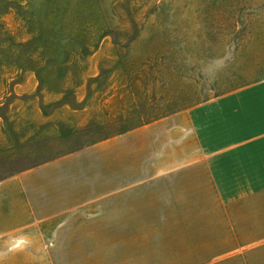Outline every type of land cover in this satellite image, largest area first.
Instances as JSON below:
<instances>
[{"label": "rangeland", "instance_id": "1", "mask_svg": "<svg viewBox=\"0 0 264 264\" xmlns=\"http://www.w3.org/2000/svg\"><path fill=\"white\" fill-rule=\"evenodd\" d=\"M55 157L0 264H264V0H0V181Z\"/></svg>", "mask_w": 264, "mask_h": 264}, {"label": "crops", "instance_id": "2", "mask_svg": "<svg viewBox=\"0 0 264 264\" xmlns=\"http://www.w3.org/2000/svg\"><path fill=\"white\" fill-rule=\"evenodd\" d=\"M155 121V120H154ZM152 121V122H154ZM149 122V123H152ZM148 124V123H147ZM150 129V128H149ZM124 133V132H123ZM122 134V133H120ZM119 135V134H118ZM116 136V135H115ZM183 145L182 150L187 153L184 157L181 159H177L174 166L175 167H190L191 168V173H189L192 176L198 177L201 176L200 170L198 168H201L205 164H208L209 167H212L213 165H218L220 164V161L217 160V154H209L208 158L206 157L207 155L205 152L208 150L207 147L201 148L197 143H191V145ZM203 151V153H202ZM60 157V156H59ZM58 158V157H57ZM57 158L51 159L49 161H46L48 163L46 164H40V167L33 169V172L24 174L20 176L19 178H15L13 180H8V181H0V247L1 246H21L23 243H27V239L25 236H30L33 239H43L46 240L51 237H55V228L51 227L52 223H55L53 221L55 214H57V211L54 209L51 210H39L36 209L34 210V214L32 211L27 210L29 209L28 206L25 205V199L29 198L30 192L31 191H24L22 190V187H24L23 184H25V180L30 179L31 177L35 178L38 175L43 176H38V180H44L45 175H42L43 172H47L50 169V166L53 167L57 163L65 162V160H58ZM225 160V159H223ZM218 161V162H217ZM220 166V165H218ZM232 166L235 168L238 166V163L234 162ZM215 172L213 169L209 170L208 174L215 176ZM221 172V171H220ZM236 174L235 176L237 177V182L242 181V175L239 173V171H235ZM225 174V173H224ZM222 174V175H224ZM51 180L49 182H56L55 179L53 178L54 176H50ZM209 177V180H210ZM207 181V183H210V181ZM213 183V182H212ZM58 191L59 190H50V192L53 194L54 198L57 199H63L64 197L58 196ZM44 192V191H41ZM59 192H65V191H59ZM206 192V191H205ZM46 193V192H45ZM98 193L94 194L90 198H94L95 196L97 198H100L97 196ZM199 197V193L195 194L193 193V197ZM180 198H183V191L181 192V195H179ZM87 199L86 197H84ZM112 201L106 205V208L111 207L116 204L117 200H119V197H116L114 199L113 197H108V199H111ZM207 198H213L215 199V196L213 197L210 192H207ZM72 193L70 196L67 198V201L61 203L59 205L60 207H65V206H70L72 204ZM75 202H78V196L74 197ZM102 199H105L102 197ZM120 201V200H119ZM105 202V201H103ZM199 205L200 202H195L193 206ZM27 208V209H26ZM60 211V210H59ZM35 215L38 216L37 219L33 220L32 218L29 217V215ZM28 215V216H26ZM60 215L61 211H60ZM54 216V217H51ZM57 216V215H56ZM63 220L62 222H64ZM34 222V223H32ZM37 222H42L44 225H39ZM15 238V239H12Z\"/></svg>", "mask_w": 264, "mask_h": 264}, {"label": "trees", "instance_id": "3", "mask_svg": "<svg viewBox=\"0 0 264 264\" xmlns=\"http://www.w3.org/2000/svg\"><path fill=\"white\" fill-rule=\"evenodd\" d=\"M154 120H156V119L149 120V121L146 122V123L152 122V121H154ZM146 123H144V124H146ZM144 124L142 123V124H140V125H144ZM131 129H133V127H129V128H127V129H125V130H122V131H120L118 134L123 133V132H126V131L131 130ZM105 138H108V136L104 137L103 139H105ZM55 158H56V157H55ZM52 159H54V158H52ZM50 160H51V159H50ZM47 161H49V160H47Z\"/></svg>", "mask_w": 264, "mask_h": 264}]
</instances>
